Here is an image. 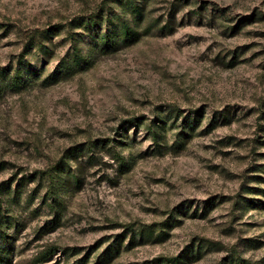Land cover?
I'll use <instances>...</instances> for the list:
<instances>
[{
  "label": "rangeland",
  "instance_id": "374dc122",
  "mask_svg": "<svg viewBox=\"0 0 264 264\" xmlns=\"http://www.w3.org/2000/svg\"><path fill=\"white\" fill-rule=\"evenodd\" d=\"M0 86V264H264V0H0Z\"/></svg>",
  "mask_w": 264,
  "mask_h": 264
},
{
  "label": "trees",
  "instance_id": "16d2710c",
  "mask_svg": "<svg viewBox=\"0 0 264 264\" xmlns=\"http://www.w3.org/2000/svg\"><path fill=\"white\" fill-rule=\"evenodd\" d=\"M99 16L101 17V13L97 12V13H92L90 16H88L87 18L89 20H92V21H95L98 23V20H95L97 17L99 18ZM128 29V28H127ZM53 30V27H50L48 29H43V30H40V29H35L32 33H31V37L29 38L28 40V46L29 49L32 47V45L34 44L36 46V48L39 50V51H45V49H48V46L45 44V42H43V39L42 37L49 34L50 32H52ZM22 73V70L21 69H18L14 72V76L11 78L13 82L15 81H18L21 79L20 77V74ZM1 86H0V90H1ZM1 215V214H0ZM2 220H1V217H0V234H1V231H2ZM208 242V241H207ZM210 242V241H209ZM208 245V244H207ZM50 254V253H49ZM174 262H176V259H172ZM178 261V260H177Z\"/></svg>",
  "mask_w": 264,
  "mask_h": 264
}]
</instances>
